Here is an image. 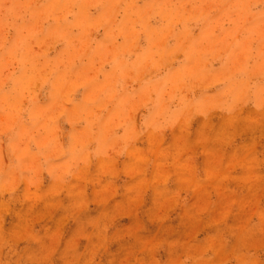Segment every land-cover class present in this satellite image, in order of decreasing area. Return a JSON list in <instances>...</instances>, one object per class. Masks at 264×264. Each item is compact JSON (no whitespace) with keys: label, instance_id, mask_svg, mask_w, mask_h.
I'll return each mask as SVG.
<instances>
[{"label":"clouds","instance_id":"1","mask_svg":"<svg viewBox=\"0 0 264 264\" xmlns=\"http://www.w3.org/2000/svg\"><path fill=\"white\" fill-rule=\"evenodd\" d=\"M20 4L0 0V51L27 22ZM17 87L0 79L5 103ZM38 119L17 107L0 130V264H264V104L172 125L162 147L99 117L61 144Z\"/></svg>","mask_w":264,"mask_h":264},{"label":"rangeland","instance_id":"2","mask_svg":"<svg viewBox=\"0 0 264 264\" xmlns=\"http://www.w3.org/2000/svg\"><path fill=\"white\" fill-rule=\"evenodd\" d=\"M20 7L27 22H17L11 47L0 51V79L18 82L7 103L0 92V130L25 107L39 116V134L61 144L99 117L137 145L162 147L172 125L215 121L241 100L264 104V0H39L35 9L21 0Z\"/></svg>","mask_w":264,"mask_h":264}]
</instances>
